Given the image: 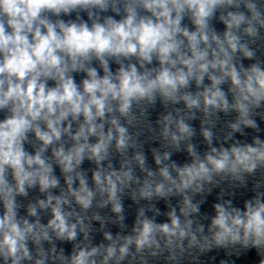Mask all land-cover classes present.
I'll return each mask as SVG.
<instances>
[{"label": "clouds", "instance_id": "1", "mask_svg": "<svg viewBox=\"0 0 264 264\" xmlns=\"http://www.w3.org/2000/svg\"><path fill=\"white\" fill-rule=\"evenodd\" d=\"M248 256L264 0H0V264Z\"/></svg>", "mask_w": 264, "mask_h": 264}]
</instances>
